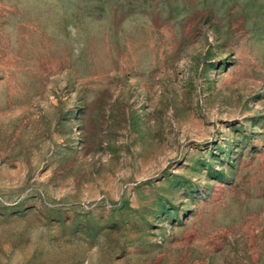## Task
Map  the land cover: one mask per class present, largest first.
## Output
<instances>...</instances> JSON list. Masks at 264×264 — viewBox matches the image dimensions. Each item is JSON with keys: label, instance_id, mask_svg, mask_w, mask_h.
I'll return each mask as SVG.
<instances>
[{"label": "rangeland", "instance_id": "obj_1", "mask_svg": "<svg viewBox=\"0 0 264 264\" xmlns=\"http://www.w3.org/2000/svg\"><path fill=\"white\" fill-rule=\"evenodd\" d=\"M0 264H264V0H0Z\"/></svg>", "mask_w": 264, "mask_h": 264}]
</instances>
